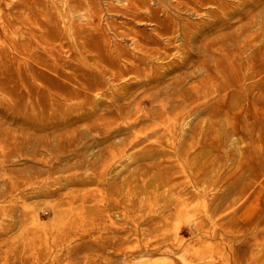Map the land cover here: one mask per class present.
<instances>
[{"label":"rangeland","instance_id":"374dc122","mask_svg":"<svg viewBox=\"0 0 264 264\" xmlns=\"http://www.w3.org/2000/svg\"><path fill=\"white\" fill-rule=\"evenodd\" d=\"M10 1L0 0V264H204L215 260L205 234L215 224L264 226V0L181 13L200 26L195 38L128 72L125 52L142 53L132 33L150 20L131 21L96 57L70 31L62 42L21 38L37 21ZM48 1L58 13L71 2ZM103 7L87 0L73 16L83 23ZM223 33L238 52L228 71L186 98L205 71L184 53ZM263 246H250L262 262Z\"/></svg>","mask_w":264,"mask_h":264},{"label":"bare ground","instance_id":"6f19581e","mask_svg":"<svg viewBox=\"0 0 264 264\" xmlns=\"http://www.w3.org/2000/svg\"><path fill=\"white\" fill-rule=\"evenodd\" d=\"M6 1V2H5ZM87 0H71L67 7H64V12L60 10L58 13L57 7L52 1L48 0H22L21 4L24 6L25 10L30 14V17L36 22V26H32L31 23L27 24L28 27L25 31L21 32V38L25 40H39L43 39H52L56 40L60 37V42L63 39H66L65 31H70L74 35L78 36V46L83 48L86 52H95L96 57H102L104 51H113V45L116 37L119 39L125 38L130 34V29L127 27L131 21H147L150 20L153 23L152 28L149 32L144 30H138L134 33L132 38H134L136 45L142 51L141 55H135L127 50L124 55L125 60L130 61V65L124 66L125 70L131 71L134 70L146 56L148 58H153L154 56H163L168 57L172 54L174 44L178 39L182 40L180 45H185L188 42L190 43L195 38L196 29L200 26L190 20H186L181 16V13L188 11L192 14L197 15L202 6L206 3H216L219 4L220 0H126L123 3V6L118 7L113 3V0H103V10H100L96 17L88 19L87 21L81 23L75 19V15L81 4L85 5ZM117 1V0H116ZM259 0H243L246 3H256ZM8 8L11 7L12 3L10 0H3ZM63 2V0H62ZM222 9L229 10V7L221 5ZM9 10V9H8ZM67 13H69L67 15ZM72 13V14H71ZM78 14V13H77ZM62 16V18H60ZM106 16V21L104 17ZM112 16H121L123 20L116 25L115 18ZM42 17V19H41ZM0 18L2 21L9 20L8 15H3L0 12ZM119 25L123 30H119ZM111 30V34L108 30ZM42 28V29H40ZM132 28V27H131ZM195 29V30H194ZM225 34V33H223ZM211 35L207 38H204L197 48H190V51L184 54V59L187 55L192 56V61L196 62V65L204 68L205 75L200 78L199 83L185 87L183 90L184 95L189 97L192 94H195V91L199 87L203 89L215 88L217 86L218 72L222 71L225 73L229 69L230 59L233 55H237L238 52L230 49L231 41L234 40L228 34ZM7 37V35H5ZM9 38V36L7 37ZM190 40V41H189ZM238 40H240L238 38ZM250 38L244 37L238 45L245 47V45L250 44ZM139 41L144 43V45L138 44ZM153 44L154 47H148V45ZM104 45L108 49L104 50ZM179 45V46H180ZM65 49H63V44H59V47L55 48L54 52L57 57H63ZM109 54V53H107ZM264 54V52L262 53ZM260 54V55H262ZM193 56H196L195 59ZM97 59V58H96ZM183 59V60H184ZM134 60L136 62H134ZM182 60V63H185ZM122 74H116L117 78H120ZM187 79L183 78L179 81L178 84L182 82L185 83ZM83 83L87 86L91 84L83 79ZM40 120V117H37ZM261 167L264 168V159L261 162ZM258 170L260 168L258 167ZM259 177V173L256 172V179ZM259 218L256 217L251 222L252 228H256L255 233L248 234L247 224L244 225L245 230L238 231L237 228H231L229 225L218 227L216 224L213 226L210 233L206 232L205 234L210 235V241L208 244L212 246L213 249H216L215 260L211 262H206L204 264H264V262L256 259L252 256L250 252V246L259 241L264 245V226H258ZM258 226V227H257ZM237 229V230H236ZM229 235L227 240L224 235ZM223 240V241H222ZM8 249L7 241L0 243V249ZM264 247V246H263ZM240 252V253H239ZM180 262H184L185 254H181L178 257ZM260 262V263H259Z\"/></svg>","mask_w":264,"mask_h":264}]
</instances>
